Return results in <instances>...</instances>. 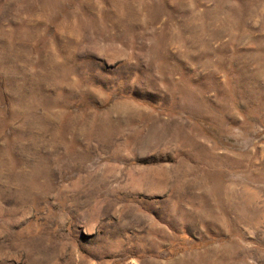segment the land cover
<instances>
[{"label":"rangeland","instance_id":"rangeland-1","mask_svg":"<svg viewBox=\"0 0 264 264\" xmlns=\"http://www.w3.org/2000/svg\"><path fill=\"white\" fill-rule=\"evenodd\" d=\"M0 264H264V0H0Z\"/></svg>","mask_w":264,"mask_h":264}]
</instances>
